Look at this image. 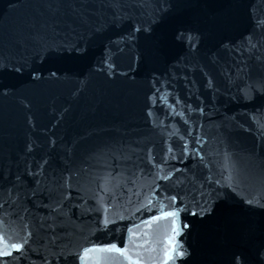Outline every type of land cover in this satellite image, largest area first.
<instances>
[{"label": "water", "instance_id": "1", "mask_svg": "<svg viewBox=\"0 0 264 264\" xmlns=\"http://www.w3.org/2000/svg\"><path fill=\"white\" fill-rule=\"evenodd\" d=\"M109 2L0 0V230L19 239L28 224L33 233L0 264H80L70 251L123 247L128 228L161 249L174 237L186 252L175 264H264V208L245 202L264 193V0H121L130 17L122 21ZM150 149L157 164L168 155L162 175L181 170L156 181L178 195L179 234L171 218L141 224L159 215L134 211L143 195L123 204L127 188L143 194L152 183ZM138 167L135 187L128 180L117 190L125 219L110 212L116 223L104 228L102 212L82 214L95 204L93 177L126 179ZM66 181L68 215L53 221L44 205L55 206ZM61 249L67 260L49 254Z\"/></svg>", "mask_w": 264, "mask_h": 264}, {"label": "snow or ice", "instance_id": "2", "mask_svg": "<svg viewBox=\"0 0 264 264\" xmlns=\"http://www.w3.org/2000/svg\"><path fill=\"white\" fill-rule=\"evenodd\" d=\"M109 7H112L115 15L113 16L114 20L122 21L127 17V13L122 14L123 4L121 0H110ZM130 18V17H127ZM141 27L136 26L133 28V33L141 31ZM144 30H148L145 28ZM134 38V35L130 34L128 39L131 40ZM191 39V37H189ZM250 42V39H249ZM116 43H119L117 41ZM252 47H256L255 44ZM107 63V60L105 61ZM109 67H112L109 64ZM16 71H20V69H16ZM52 75H55L53 73ZM247 95V91L245 92ZM201 111H203L201 109ZM151 115V113H149ZM183 139V137H182ZM197 144H201V139L197 138ZM172 148L169 147L168 152H171ZM183 151L185 154H189V146L188 143L184 144ZM193 152L196 155H199L198 149H193ZM152 150H149V154L147 157L148 163L151 164L153 169H156L155 172L151 173L152 183L149 185V189L146 193H141L137 190L135 193L132 192L131 188H127L128 197L126 200L123 201V204H131V196L135 195L140 197L143 195V200L139 202V206L135 207V212H140L142 210H147L149 212L158 210L159 215L152 216L150 220H142L141 224L150 226L153 222L159 221L162 219H169L171 218L172 223L174 225L173 232L175 234H179L176 225L177 217L179 216L180 209L176 207L178 201V195H167L165 190L161 188V185L156 181L164 180L169 181L173 179L174 173L180 172V169H172L167 172L166 175H162L161 173L164 172V165L167 163L168 155L167 153L164 156V159L161 164L155 163V158L151 154ZM172 159H176L175 156L171 157ZM201 161L203 160V156H200ZM207 167V165H205ZM225 170H227L225 168ZM144 174V169L139 168L136 172L132 174L131 177L126 179H118V177L122 176V173H116L113 175L112 172L108 171L105 172L103 175L93 177V182L99 181L98 183V190L92 192L90 196L87 197L88 200L94 201L95 204L91 205L87 208H83L82 214L84 212H96V213H103V219L98 220L97 223L103 225L104 228H107L108 225L116 223L115 220H110L108 218V214L112 212L114 215L118 216L120 220L125 219L126 217L121 212H116L115 209L123 207L121 203V198L124 196V192H118L117 190L123 186L126 187L128 180L131 181L132 185L135 187L136 181L141 178V175ZM34 175V174H32ZM72 175H75L73 173ZM147 175V174H145ZM225 179H230V177H225ZM115 181V183H113ZM216 183H220L219 180ZM72 185L67 181L65 184L60 185L61 189V198L58 201H54L55 206L51 205H44L45 207L50 208V216L49 219L55 221L57 216H67L68 212L64 210V204L71 198V192L65 191L66 189H71ZM77 192L80 191L79 188L75 189ZM158 193H164L162 198L158 197ZM35 194V193H34ZM79 199L84 200V196H80ZM163 200L170 201V204L163 203ZM264 200V193H260L256 196H253L251 199L246 200L245 202L249 205H255L258 207L264 208V203L260 201ZM159 203V209H156V204ZM4 204L0 203V208H3ZM75 208H82V205L75 204L73 205ZM170 209V210H169ZM127 210V209H125ZM68 211H71L69 209ZM202 211H206L202 209ZM4 215H9L5 213ZM192 215H196V213H192ZM4 225L3 216H0V226ZM41 227L43 228L44 225L42 224ZM51 232V243L56 244L57 240L59 239L55 235L56 228L58 225L55 223L48 225ZM136 228H139L140 225H135ZM184 228H188V224L183 225ZM25 235L20 237L19 239L12 234H5L2 230H0V257H9L13 255V251L17 253H23L27 246L30 244L31 237L33 235L32 231L30 230V226L28 224L24 225ZM129 233V240L128 242L124 243L123 247H119L117 243H108L104 244L103 246H96L95 244L91 247H82L78 248L76 251H70L68 256L78 258L80 264H88L89 260L92 259L91 254L93 253H118L119 258L114 259H107L104 261V264H124V261H127V264H175L177 257H183L186 255V252L182 249V246L179 244H173L174 237L169 238L168 243L172 244L171 248L164 247L161 249L160 241H151L149 239H145L149 235L148 232H133L132 228H128ZM139 240V242H138ZM161 252L163 255H161ZM49 254L54 258L58 259L59 257H64L67 260V256L64 255L63 249L60 252H52L49 250ZM133 254L135 255V259L133 258ZM262 259H264V253H261ZM240 258H237L239 262ZM43 264H49L48 258L44 257ZM95 264H100V261L97 259Z\"/></svg>", "mask_w": 264, "mask_h": 264}]
</instances>
